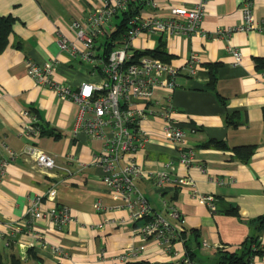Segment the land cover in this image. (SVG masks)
<instances>
[{"label":"crops","instance_id":"crops-1","mask_svg":"<svg viewBox=\"0 0 264 264\" xmlns=\"http://www.w3.org/2000/svg\"><path fill=\"white\" fill-rule=\"evenodd\" d=\"M193 1L158 0V8L147 13L164 17L169 7L190 6ZM242 1L208 0L201 23L206 37L165 34L132 41L133 48L140 50L153 49L162 41L173 65H185L192 54L199 59L195 74L182 70L172 91L174 122L193 151L191 165H177L174 176H190L199 193L212 194L214 209L182 184L157 185L146 176L136 179L150 214L160 215L173 227L184 224L199 232L202 243L193 264H214L218 249H235L247 236H254L256 229L249 221L264 216V70L255 67V58L264 57V0H251L257 29L235 31L228 38L212 36L216 28L240 24ZM103 2L0 0V16L14 18L8 45L0 53V157L7 162L0 180V249L6 256L15 254L20 264H179L154 238L145 239L139 233L146 217L133 219L127 205L103 184V168L92 164L103 141L82 129L76 131L78 105L46 85L35 84L26 73L27 60L38 65L54 61L57 82L77 87L95 81L90 67L58 42L65 39L67 47L77 43L72 22L84 20ZM228 44L243 54L242 63L235 67L230 64ZM209 64L216 73L214 90L209 87ZM165 94V89H156L153 103ZM25 110L45 130L25 131ZM230 113L239 122L235 127L225 122ZM143 125L149 142L133 155L141 171L157 170L169 160L177 162L173 159L178 153L165 137L163 120L154 115ZM28 145L53 156L58 168L41 169L33 157L22 154ZM239 146L253 147L247 162L235 153L233 148ZM51 188L55 189L52 201L46 198ZM38 196L43 208L67 207L72 220L57 229L49 221L29 219L27 210ZM172 208L182 224L172 216ZM257 234L260 253L251 258V264H264V227ZM137 248L134 257H117ZM172 249L182 261V243L175 241Z\"/></svg>","mask_w":264,"mask_h":264},{"label":"built area","instance_id":"built-area-1","mask_svg":"<svg viewBox=\"0 0 264 264\" xmlns=\"http://www.w3.org/2000/svg\"><path fill=\"white\" fill-rule=\"evenodd\" d=\"M208 0H194L190 6L178 5L169 7L167 16L148 14L149 9L159 6L158 0H104L100 7L94 8L84 20H74L77 43L67 47L65 39L59 40L61 48H69L70 55L78 58L91 69V74L97 79L93 82H83L77 87L57 82L53 78L55 63L50 61L41 65L27 60L26 73L35 84L46 85L54 90L62 99L75 102L79 108L76 131L82 129L92 137L103 141L101 152L92 158V164L103 168V184L113 191L127 205L133 219L148 217L139 227V233L145 239L154 238L163 246L165 252L179 259V264H193L189 258L181 261L177 252L172 249L170 232L180 227L168 224L160 215L150 214L146 197L136 185L139 176H146L155 184L179 183L187 186L190 192L204 202L209 209L215 207V197L212 194H201L197 191L194 180L190 176L175 177L177 165L190 166L193 162V151L187 146L185 132L176 126L173 118L175 111L172 104V91L176 86V78L182 70L190 75L196 72L199 59L190 55L185 65L177 66L162 61L150 55H143L137 61H131L134 50L132 41L139 36L149 38L153 35L184 36L200 35L206 37L201 23ZM144 4L139 12L130 11L131 5ZM145 10V11H144ZM242 19L235 27L216 28L212 36L228 38L235 31L257 29L254 21L251 0L241 2ZM125 19V42L116 44L106 51L107 45L102 43L106 36L115 33L120 21ZM101 37L100 43L97 39ZM227 52L232 56L231 66L242 63L241 51L228 44ZM161 88L166 94L160 101L153 103L154 92ZM158 103V104H157ZM27 125L25 131H39L34 118L24 111ZM158 116L163 120L165 137L173 144L177 155L174 161H167L154 171L142 172L133 161V155L145 148L149 142V134L143 125L147 117ZM15 156V152L8 149ZM24 155L33 157L37 165L44 171L58 168L53 156L35 146L28 145ZM6 159L0 157V180L6 168ZM65 172L69 169L62 167ZM55 189L46 193V198L52 201ZM96 209L100 204H94ZM29 219L49 221L57 229L72 220L65 206L52 205L43 208L42 197H36L27 210ZM172 216L183 223L180 214L172 208ZM139 249H143L140 247ZM131 249L122 252L117 257L127 260L136 256L138 250ZM58 252V248H53Z\"/></svg>","mask_w":264,"mask_h":264},{"label":"trees","instance_id":"trees-1","mask_svg":"<svg viewBox=\"0 0 264 264\" xmlns=\"http://www.w3.org/2000/svg\"><path fill=\"white\" fill-rule=\"evenodd\" d=\"M142 8H145L144 4L139 5H131L130 11L139 12ZM14 22V18L7 16H0V53L6 48L9 42V36L12 31V24ZM125 30L126 24L125 19L123 18L120 21V25L111 36H106L102 43L107 45L106 51L109 50L112 46V41H115L116 44L125 42ZM143 55H150L152 57H156L162 61L168 62L169 56L164 49V44L160 41L153 49H144V50H134L133 55L131 57V61H137L139 57ZM255 67L262 68L264 70V57L255 58ZM210 69V78H209V87L214 90V85L216 81V73L214 72V67L212 64L208 65ZM222 101V99H221ZM236 115L234 113H230L226 115V124L231 127H235L238 125V121L236 120ZM38 122V121H37ZM37 126H39V131L45 130L44 127L38 122ZM43 132V131H42ZM216 142V141H215ZM237 156L242 160L247 162L250 156L253 153L252 146H239L233 148ZM233 214L236 213L233 211ZM148 217H146L147 219ZM249 223L255 226L256 234L249 235L242 241L237 248H222L218 249L214 256V264H251V258L254 255H258L259 249V241L257 231L261 230L264 227V216H260L254 219H251ZM169 238L171 243L173 244L175 241L181 242L184 247V255L189 258L191 261H194V257L196 255V250L201 247V243L199 241L200 234L196 229H186L184 224L181 228L176 229L175 232H170ZM5 251L0 249V264H20V259L15 254H10L4 257Z\"/></svg>","mask_w":264,"mask_h":264},{"label":"water","instance_id":"water-1","mask_svg":"<svg viewBox=\"0 0 264 264\" xmlns=\"http://www.w3.org/2000/svg\"><path fill=\"white\" fill-rule=\"evenodd\" d=\"M4 257H6V255H4Z\"/></svg>","mask_w":264,"mask_h":264}]
</instances>
